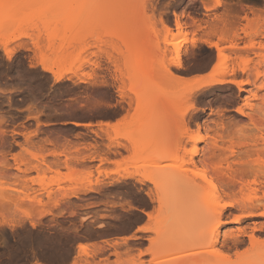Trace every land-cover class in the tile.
<instances>
[{"label":"rangeland","instance_id":"rangeland-1","mask_svg":"<svg viewBox=\"0 0 264 264\" xmlns=\"http://www.w3.org/2000/svg\"><path fill=\"white\" fill-rule=\"evenodd\" d=\"M256 124L264 0H0V264H264Z\"/></svg>","mask_w":264,"mask_h":264},{"label":"bare ground","instance_id":"bare-ground-1","mask_svg":"<svg viewBox=\"0 0 264 264\" xmlns=\"http://www.w3.org/2000/svg\"><path fill=\"white\" fill-rule=\"evenodd\" d=\"M75 10V9H74ZM73 10V11H74ZM210 43V42H209ZM212 45H214L217 49H218V51L220 52L221 51V48H219V46H218V43H211ZM4 46V48H5V45H3ZM5 50L7 51V49L5 48ZM131 57V56H130ZM217 66H218V64H215L214 66H213V69H216L217 68ZM57 79H60L59 77H57ZM224 81V80H223ZM223 81H221L220 80V82H223ZM256 126V128L255 129H257L256 131H258V133H257V135L258 134H260V139L262 140V141H264V124H262V125H259V124H256L255 125ZM259 138V137H258ZM257 138V139H258ZM257 139H255V141H258ZM223 141V140H222ZM259 143V142H258ZM255 144H256V142H255ZM217 141L215 140V138H214V140L212 141V148H213V152L215 151V149H217ZM258 145V144H257ZM256 145V147H258ZM263 146H264V144H263ZM253 147H255V145L253 146ZM230 148H231V146H230ZM260 148H262V145H261V147H259V149ZM255 148H253L252 150H254ZM257 149V148H256ZM257 150V151H259L260 152V150ZM263 150L261 151V153H264L263 151H264V147L262 148ZM225 151H221V153L224 155L221 159H220V161H219V164H220V166L218 167V169H217V174H218V176L219 177H221V179H222V181H224L225 182V186H227V188H229V189H236V188H238L239 189V192H242V191H244V189H246V190H248V187L250 188V187H253V185H251V183L253 182V184H259V186H263L264 187V177L262 178V179H260V180H258V179H255L254 178V180L252 179V182H250V181H248L247 179L248 178H245V176L248 174L247 173V171H245L246 172V174L244 173L243 174V171L241 172L240 171V173L237 175H235V173L233 174V172L234 171H231V166H230V158H232V157H234L235 155V150L233 149V148H231L230 150H226V149H224ZM256 151V153H258ZM251 152V151H250ZM255 152V151H254ZM261 153H258V154H261ZM259 157H261V155H259ZM224 163H229V166H228V169L227 170H225V168L223 169V168H221L222 167V165L224 164ZM248 176H250V175H248ZM203 178L206 180V176L205 175H203ZM258 188V187H257ZM256 188V189H257ZM252 189H255V187L254 188H252ZM251 189V192L253 191ZM249 191V190H248ZM219 192V191H218ZM254 192V191H253ZM148 194V193H147ZM249 194V193H248ZM254 194V193H253ZM264 194V193H263ZM149 196H150V194H149ZM253 196V195H252ZM257 196V195H256ZM247 199V198H246ZM244 200L245 202H238V204L239 205H241L242 207H247L249 204H252L253 206H252V208H257V207H259V206H262L263 204H261V197L260 196H258V197H249V200ZM249 201V202H248ZM248 202V203H247ZM237 203V202H236ZM236 203L235 202H229V203H223L222 205H219V210H218V213H219V216L220 217H222V215H223V212H224V210L226 209V207L227 206H235L236 205ZM251 214H253V212H251ZM220 221H222V220H219V222ZM238 221H240V218H239V220H236V222H238ZM221 224V223H220ZM138 229L139 230H146L147 228L146 227H144V226H139L138 227ZM243 233V230H239V232L238 233H233V232H231V233H229V235H228V237H230V238H233L232 240H234L235 242H241V240L239 239V237H240V235ZM227 235V234H226ZM227 237V236H226ZM253 237V236H252ZM125 238H127V237H125ZM251 238V237H250ZM254 238V237H253ZM252 239V238H251ZM252 240H254V239H252ZM251 243H252V241H251ZM78 248H79V251H81L82 249H83V246L81 245V244H79L78 245ZM207 253H213V254H216L217 253V251H214V249H211V250H207L206 251ZM218 252H220V251H218ZM222 253V252H221ZM223 257H225V256H223ZM180 257H178V258H170V260H172V262H173V260H176V259H179ZM226 258V257H225ZM170 260H168V263L169 264H171L172 262L170 261ZM164 263V262H163Z\"/></svg>","mask_w":264,"mask_h":264},{"label":"crops","instance_id":"crops-1","mask_svg":"<svg viewBox=\"0 0 264 264\" xmlns=\"http://www.w3.org/2000/svg\"><path fill=\"white\" fill-rule=\"evenodd\" d=\"M135 232H137L139 235L143 234L144 233V230H139L138 227L135 229ZM115 241H124L123 239H118V240H115V239H111L109 240V242H104L105 245H107L108 243H114ZM30 264H34V263H30Z\"/></svg>","mask_w":264,"mask_h":264}]
</instances>
